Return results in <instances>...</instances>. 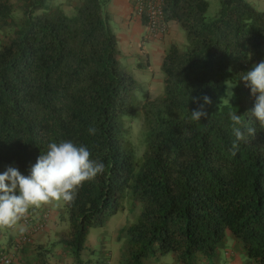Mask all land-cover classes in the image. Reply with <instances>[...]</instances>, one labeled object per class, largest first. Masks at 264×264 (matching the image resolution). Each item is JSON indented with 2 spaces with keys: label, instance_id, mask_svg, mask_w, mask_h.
Listing matches in <instances>:
<instances>
[{
  "label": "trees",
  "instance_id": "trees-1",
  "mask_svg": "<svg viewBox=\"0 0 264 264\" xmlns=\"http://www.w3.org/2000/svg\"><path fill=\"white\" fill-rule=\"evenodd\" d=\"M109 1L0 0V165L27 175L50 142L66 140L103 162L71 203L62 200L67 229L53 245L74 264H88L81 256L90 228L126 209L135 218L118 232V264H156L168 254L175 264L212 261L227 232L247 258L264 264V129L239 79L264 60V11L246 0H218L217 17L206 22V0H165V20L179 26L186 46L170 44L161 95L146 94L139 104L137 158L124 118H138L141 87L121 66ZM204 96L207 117L193 121L188 111ZM229 112L241 115L244 132L234 155Z\"/></svg>",
  "mask_w": 264,
  "mask_h": 264
},
{
  "label": "clouds",
  "instance_id": "clouds-1",
  "mask_svg": "<svg viewBox=\"0 0 264 264\" xmlns=\"http://www.w3.org/2000/svg\"><path fill=\"white\" fill-rule=\"evenodd\" d=\"M239 79L254 97L250 113L264 129V60L243 72ZM233 86L230 85L229 89ZM232 96L233 92L229 90L228 103ZM189 99L193 103L197 102V97L191 96L190 91ZM210 103L209 98L204 96L203 104L199 108L188 111L191 120L200 121L202 117H207L203 107ZM228 115L234 136L230 151L234 155L239 147L238 142L244 139V132L239 127L242 123L241 115L236 112H229ZM95 132L94 127L88 129L91 135ZM247 132L253 135L255 129L249 127ZM103 170V162L90 159V152L85 145H76L70 140L50 142L47 150L40 153L35 163L30 166L27 175L11 166L0 172V226L16 223L30 207L61 200L71 203L75 198L76 188Z\"/></svg>",
  "mask_w": 264,
  "mask_h": 264
},
{
  "label": "crops",
  "instance_id": "crops-1",
  "mask_svg": "<svg viewBox=\"0 0 264 264\" xmlns=\"http://www.w3.org/2000/svg\"><path fill=\"white\" fill-rule=\"evenodd\" d=\"M246 1L256 10L264 11V0ZM106 13L109 26L118 39V47L124 58L134 56L142 58L145 56L147 58L148 67L151 71H160L162 58L170 44H175L180 47L183 43V31L174 22L168 24V31L164 37L159 39L147 38L143 21L133 13L132 0H110L106 6ZM160 78L162 81V75ZM58 219L59 214L56 215L50 211L44 231L34 235L31 244H26L22 247V249L15 255L12 264H74L72 258L63 247L53 245L56 242V234L61 231L62 227V224L59 223ZM22 231L23 228L19 223V220L11 225L0 226V253L3 251L5 252V249L10 246L12 241L15 240ZM98 246L100 248L103 247V245H97V247ZM85 249L86 251L89 250L88 244H86ZM104 252H106V248H103L101 253ZM90 253L95 255L94 246L91 247ZM40 254L41 257H38ZM81 259L83 262H88V264H100L99 261L93 262L90 258ZM170 259L167 256L161 257L157 260L158 263L156 264H175L173 257ZM202 263L246 264L237 254L226 248H223L220 254L214 255L212 261L202 260V262L198 264Z\"/></svg>",
  "mask_w": 264,
  "mask_h": 264
},
{
  "label": "rangeland",
  "instance_id": "rangeland-1",
  "mask_svg": "<svg viewBox=\"0 0 264 264\" xmlns=\"http://www.w3.org/2000/svg\"><path fill=\"white\" fill-rule=\"evenodd\" d=\"M16 0H11V2H15ZM68 0H54L55 3H65ZM208 3V9L206 12V22H210L214 20L218 15V9L219 4L218 0H206ZM68 5H65L63 8L66 11L67 14H70V7H67ZM112 26V25H111ZM183 34V32H182ZM186 46L184 34H183V43L180 45V47L184 48ZM135 57V58H134ZM129 58H124L121 60V66L127 70L133 78L136 80L137 84L141 87L140 91L135 94V98L137 101L136 106V114L138 115V118L129 121L127 118H124L125 127L129 131V137L131 140V143L133 144V147L136 151V157H141V153L143 150V142H142V119L140 114V102L144 99L146 94L149 95L150 98L157 97L161 95L162 93V81H161V72L160 71H151V69L148 67L147 64V58L143 56L140 58L139 56H134ZM139 62L142 64V67H138L137 63ZM160 80H159V79ZM159 80V81H158ZM15 167L16 166L12 164H2L0 167V172L4 171L6 167ZM37 211L43 210V209H49L52 211L53 214H60L63 211L64 205L63 201H52L47 204H42L39 207H34ZM135 218V214H130L128 210L126 209L124 212L118 211L116 214L108 215L107 223L102 228H90L87 238L85 240V246L88 244V251H84L82 253L81 258L87 259L90 258L91 261L96 262L99 261V263L104 264H118L119 259V250L121 248L122 240L118 241L117 235L119 230L128 225L129 223L133 222ZM59 223L61 221L58 219ZM61 231L67 229V225L65 223H61ZM97 245H103L102 248ZM95 247V255H92L90 253L91 247ZM105 246V247H104ZM106 248V252L101 253L102 249ZM223 248H226L229 251H232L233 253L237 254L239 258H241L246 264H254L252 260L246 257V255L243 252L242 246L240 244V240L237 238H234L229 232L226 233L225 239L223 241V247L218 248L215 251V255H218L222 252ZM106 254V255H102ZM167 257L172 258V254L166 255ZM171 260V259H170ZM92 262V263H93ZM94 264V263H93Z\"/></svg>",
  "mask_w": 264,
  "mask_h": 264
},
{
  "label": "built area",
  "instance_id": "built-area-1",
  "mask_svg": "<svg viewBox=\"0 0 264 264\" xmlns=\"http://www.w3.org/2000/svg\"><path fill=\"white\" fill-rule=\"evenodd\" d=\"M164 3L165 0H132L133 13L143 21L145 34L149 39H159L167 34L168 23L164 17ZM49 215L50 211L47 209L37 211L35 208H29L19 219L23 231L5 252L0 253V264H12L22 247L31 244L33 236L44 231Z\"/></svg>",
  "mask_w": 264,
  "mask_h": 264
}]
</instances>
